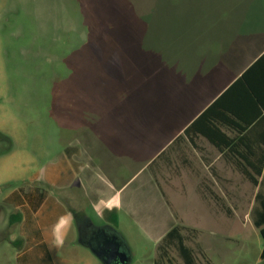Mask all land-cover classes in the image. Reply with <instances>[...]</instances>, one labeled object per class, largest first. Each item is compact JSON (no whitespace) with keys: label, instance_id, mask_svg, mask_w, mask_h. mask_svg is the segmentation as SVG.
Returning <instances> with one entry per match:
<instances>
[{"label":"rangeland","instance_id":"374dc122","mask_svg":"<svg viewBox=\"0 0 264 264\" xmlns=\"http://www.w3.org/2000/svg\"><path fill=\"white\" fill-rule=\"evenodd\" d=\"M195 1L0 0V264H20L11 241L19 225L9 224L17 210L8 195L58 168L67 145L83 142L85 131L91 139L102 126L123 131L119 147L134 154H121L125 174L128 163L130 173L142 169L159 147L147 143L164 109L142 104L138 94L181 88L166 59L179 55L180 26ZM130 133L133 145L123 146ZM184 157L187 163L161 160L151 171L178 223L197 231L188 245L213 264H264L253 223L264 178L255 186L222 160L189 151ZM123 229L128 264H154L157 245L127 220Z\"/></svg>","mask_w":264,"mask_h":264},{"label":"crops","instance_id":"0c3cea01","mask_svg":"<svg viewBox=\"0 0 264 264\" xmlns=\"http://www.w3.org/2000/svg\"><path fill=\"white\" fill-rule=\"evenodd\" d=\"M185 15L179 55L166 59L181 88L138 94L164 109L163 132L154 123L147 143L159 147L142 169L130 173L128 163L125 174L118 161L134 154L119 147L123 131L102 126L98 137L85 131L83 142L69 143L58 168L13 189L9 224L19 225L11 241L20 264H104L90 241L111 235L127 246L129 263L125 220L157 245L178 217L149 165L193 123L196 148L186 152L204 160L241 159L247 146H264V0H196ZM130 134L123 146L133 145Z\"/></svg>","mask_w":264,"mask_h":264},{"label":"trees","instance_id":"16d2710c","mask_svg":"<svg viewBox=\"0 0 264 264\" xmlns=\"http://www.w3.org/2000/svg\"><path fill=\"white\" fill-rule=\"evenodd\" d=\"M201 117H204V114ZM194 125L195 123L186 129L182 135L178 136L167 149L163 150L150 163L149 167L151 170L152 166L161 160L167 164L169 163V165L174 162L175 157H179L184 163L188 162L184 157L186 150L189 146L192 149L196 148L194 139L190 138V132L194 130ZM217 131L220 132V129H217ZM203 135L206 136V134ZM207 137L212 141L210 135H207ZM216 147L222 149L219 144H216ZM225 163L234 168L253 185L259 186L264 178V146H247V156L241 159H226ZM153 174L155 175L154 172ZM256 199L259 202V207L255 210L253 223L259 229V233L264 240V195L258 192ZM190 233L193 235L191 236ZM196 235L197 231L195 229H189L177 223L157 244L154 264H212L202 249L199 247L195 249L188 245L191 237H197ZM261 256L264 258V248Z\"/></svg>","mask_w":264,"mask_h":264},{"label":"water","instance_id":"95a60500","mask_svg":"<svg viewBox=\"0 0 264 264\" xmlns=\"http://www.w3.org/2000/svg\"><path fill=\"white\" fill-rule=\"evenodd\" d=\"M105 254L102 255L96 249H93L95 254L104 262V264H128L129 254L121 249L119 240L107 241L103 247Z\"/></svg>","mask_w":264,"mask_h":264},{"label":"flooded vegetation","instance_id":"af4514ba","mask_svg":"<svg viewBox=\"0 0 264 264\" xmlns=\"http://www.w3.org/2000/svg\"><path fill=\"white\" fill-rule=\"evenodd\" d=\"M116 237L114 236H97L95 238H93L90 242L91 244L94 246V249H96L98 252H100L102 255L105 254V250L103 251V247L105 246V243L107 241H111L114 240ZM119 240V239H118ZM121 249L126 251L128 253V248L125 245V243L121 240H119Z\"/></svg>","mask_w":264,"mask_h":264}]
</instances>
